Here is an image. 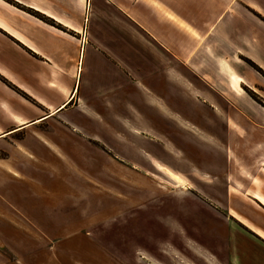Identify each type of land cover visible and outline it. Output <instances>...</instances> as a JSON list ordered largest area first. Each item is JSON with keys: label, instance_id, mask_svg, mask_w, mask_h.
I'll return each instance as SVG.
<instances>
[{"label": "crops", "instance_id": "0c3cea01", "mask_svg": "<svg viewBox=\"0 0 264 264\" xmlns=\"http://www.w3.org/2000/svg\"><path fill=\"white\" fill-rule=\"evenodd\" d=\"M186 73L214 94H235L243 100L239 109L245 121L252 124L254 136L259 131L264 136V105L259 102L264 103V0H0V152L13 149L33 160L50 157L44 168L35 169L61 176L62 185L75 198L69 201L81 204L76 198L82 199L85 190L78 176L85 175V165H79L84 156L78 148L84 135L91 130L98 136L92 138L97 142L116 143V135L109 129L117 127L115 112L126 111L128 106L142 112L145 104H151L148 95L158 101L165 96L169 105L178 106L181 92L175 80L187 79ZM157 105L163 108L167 104ZM70 127L83 136H69ZM121 152L110 157L116 171L108 170L124 178L131 195L125 194L124 201L112 206L117 211L122 207L110 220L125 244L112 247L110 255L115 264H153V259L145 256V248L133 246L138 235L133 227L140 223L136 231L142 233L153 225L160 229L157 241L167 242L165 231L174 235L176 225L182 224V205L177 199L164 200L163 191L159 194L156 190L157 195L150 200L147 197L144 204L134 200L133 187L139 185L130 177L139 171L128 159L131 152L125 147ZM146 159L155 160L150 154ZM72 163L80 168H69ZM156 164L162 175L184 182L175 169ZM101 172L99 169L97 174ZM12 174L21 173L14 170ZM69 176L75 180L67 179ZM248 179L250 187L242 195L254 213L230 210L236 226L229 229L240 234V243L264 253V167ZM69 201L64 208L71 205ZM189 205L185 223L195 227V223L207 222L200 218L202 211H196V204L194 208ZM208 226L206 233L213 238V226ZM92 242L100 246L97 240ZM12 247L8 249L15 257L14 264H26L14 250L15 244ZM197 251L192 254L202 257V250ZM245 251L240 246V256L251 259ZM5 252L0 248V255ZM184 255L197 264L192 255ZM156 264L162 263L156 259Z\"/></svg>", "mask_w": 264, "mask_h": 264}, {"label": "rangeland", "instance_id": "374dc122", "mask_svg": "<svg viewBox=\"0 0 264 264\" xmlns=\"http://www.w3.org/2000/svg\"><path fill=\"white\" fill-rule=\"evenodd\" d=\"M185 78L192 84L183 78L175 80L181 92L178 94L181 103L176 107L169 105L165 96L158 101L148 95L151 104H145L142 112L130 106L126 111L115 112L118 116L116 131L112 125L109 129L116 135V143L97 142L92 138L98 136L91 130L84 135L78 148L84 156L79 165L82 166V162L85 165V175L78 176L79 181L83 180L85 190L82 199L76 198L82 201L81 204L69 201L75 198L72 191L70 194L62 185L61 176L44 175L35 169L44 168V163L51 161L50 157L33 160L13 149L0 152V248L6 250L0 255V264H14L15 257L8 249L14 248L13 244L26 264H115L110 255L112 247L125 243L120 240L114 221L110 220L122 207L117 211L112 206L124 201L125 194L131 195L124 187V178L109 172L116 171L110 157L121 155V147H125L127 153L131 152L127 154L128 159L139 171V175L130 177L134 185H139L133 187L134 200H142L144 204L147 197L153 199L156 191L159 194L163 191L164 200H178L182 205V224L180 227L176 225L174 235L165 231L164 240L167 242L157 241L160 229L158 231L153 225L142 233L136 231L141 224L134 225L133 232L138 235L133 246L145 248V256L153 259L150 263L156 264L157 259L162 264H193L186 254L192 255L197 264H252V261L264 264V253L249 243H240V234L229 229L236 226L230 218V210L244 215L254 213L242 194L250 187L248 176L264 167V136L261 131L254 136L252 124L245 121L239 109L243 100L235 94L223 97L205 89L201 81H195L188 73ZM250 94L256 98L252 92ZM158 102L167 105L160 108ZM70 130L69 136H83L73 127ZM243 135L248 137L242 138ZM68 151L73 150L69 148ZM148 154L163 166L178 171L184 182L180 184L175 178L162 175L155 160L147 162ZM53 160H56L55 156ZM76 166L80 168L78 163L69 164V168ZM96 168L102 172L97 174ZM14 170L21 174H12ZM142 177L145 180H141ZM68 178L75 180L73 176ZM146 190H149L147 194L136 198ZM68 201L71 205L66 209L64 206ZM76 204L81 206L78 218L74 217ZM195 204L196 211H202L200 218L207 222L195 223L193 227L185 223L183 217L188 216L185 207L194 208ZM207 224L213 226L210 229L213 238L206 233ZM92 236H97L100 246L93 245L92 241L96 240ZM190 237L196 239V243ZM172 243L180 250L172 248ZM199 244L205 247L199 249ZM240 246L246 249L251 259L240 256ZM156 248L162 251L158 252ZM201 250L202 257L193 255Z\"/></svg>", "mask_w": 264, "mask_h": 264}, {"label": "trees", "instance_id": "16d2710c", "mask_svg": "<svg viewBox=\"0 0 264 264\" xmlns=\"http://www.w3.org/2000/svg\"><path fill=\"white\" fill-rule=\"evenodd\" d=\"M46 22H49L47 19H44ZM50 23V22H49ZM260 104L264 105V103L262 101H259Z\"/></svg>", "mask_w": 264, "mask_h": 264}]
</instances>
